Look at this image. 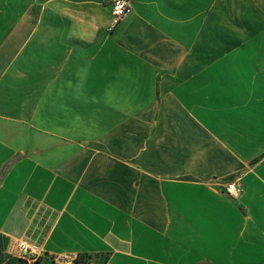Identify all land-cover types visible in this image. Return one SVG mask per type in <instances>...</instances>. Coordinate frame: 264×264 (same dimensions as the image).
<instances>
[{"label": "crops", "instance_id": "0c3cea01", "mask_svg": "<svg viewBox=\"0 0 264 264\" xmlns=\"http://www.w3.org/2000/svg\"><path fill=\"white\" fill-rule=\"evenodd\" d=\"M111 1L0 0V264H264V0Z\"/></svg>", "mask_w": 264, "mask_h": 264}, {"label": "built area", "instance_id": "2783aa9c", "mask_svg": "<svg viewBox=\"0 0 264 264\" xmlns=\"http://www.w3.org/2000/svg\"><path fill=\"white\" fill-rule=\"evenodd\" d=\"M130 6L126 0H112L110 8V25L115 27L129 12ZM224 192L230 197H236L239 190L234 182L225 185ZM15 255L26 264H35L40 257L46 255L42 247L36 243L19 240L15 246ZM56 264H69L78 259L71 254L50 256Z\"/></svg>", "mask_w": 264, "mask_h": 264}, {"label": "snow or ice", "instance_id": "6c2138e0", "mask_svg": "<svg viewBox=\"0 0 264 264\" xmlns=\"http://www.w3.org/2000/svg\"><path fill=\"white\" fill-rule=\"evenodd\" d=\"M254 54V53H253Z\"/></svg>", "mask_w": 264, "mask_h": 264}]
</instances>
